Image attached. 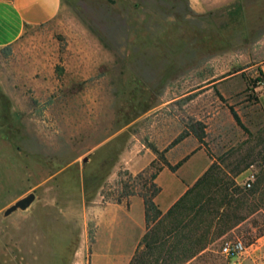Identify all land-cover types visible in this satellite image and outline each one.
Returning a JSON list of instances; mask_svg holds the SVG:
<instances>
[{"label":"rangeland","instance_id":"obj_1","mask_svg":"<svg viewBox=\"0 0 264 264\" xmlns=\"http://www.w3.org/2000/svg\"><path fill=\"white\" fill-rule=\"evenodd\" d=\"M263 63L264 0H62L55 20L0 48V237L13 263L130 264L141 210L117 199L146 191L147 152L158 167L201 151L215 169L206 189L228 185L225 212L247 219L193 264H264L262 203L236 201L264 166ZM31 193L27 211L4 215ZM237 240L247 252L229 262L222 245Z\"/></svg>","mask_w":264,"mask_h":264},{"label":"trees","instance_id":"obj_2","mask_svg":"<svg viewBox=\"0 0 264 264\" xmlns=\"http://www.w3.org/2000/svg\"><path fill=\"white\" fill-rule=\"evenodd\" d=\"M218 96L224 101V97L220 93ZM229 109L236 123L250 134L235 108L230 106ZM183 138L184 135H181L171 145H175ZM199 140L202 143L203 136H199ZM152 150L155 154L160 155L156 148H152ZM187 159L188 157L175 166L163 159L162 166L156 167V161H153L150 168L156 170L150 175L149 186L145 185L146 191L137 193L134 190H127L124 196L117 199V202L121 203L125 196L139 195L145 202L147 233L142 238L138 252L130 264H193L197 258L206 254L207 252L204 251L219 238L247 219V216L233 215L232 217L225 212V205L231 204L228 185L218 184L217 188L221 192V196L218 198L213 195L211 189H206V186L210 185V179L214 176V166H211L195 185L166 214H163L155 202V198L160 193L155 179L164 167H169L175 172ZM142 177L143 173L136 177L131 175L129 179L137 181L143 179ZM231 197L232 201L236 199ZM257 199H260L261 208L264 211V166L254 187L246 193H239L236 201L242 206L249 200ZM258 210L259 208L256 206L252 213ZM214 228L216 230L223 229L219 233L216 230L213 232Z\"/></svg>","mask_w":264,"mask_h":264},{"label":"crops","instance_id":"obj_3","mask_svg":"<svg viewBox=\"0 0 264 264\" xmlns=\"http://www.w3.org/2000/svg\"><path fill=\"white\" fill-rule=\"evenodd\" d=\"M61 6L62 0H0V48L14 46L20 43L25 36L34 29L51 23L59 15ZM261 71L264 74V63L261 66ZM257 105L261 108V111L264 114V93L259 95ZM178 136L179 134L177 137ZM188 139L192 140L193 136L190 135L185 140L181 141L179 145H186L189 141ZM146 154L150 157L149 161L137 171L146 168L155 160V157L149 155L148 152ZM186 157L189 158L177 171L173 172L169 167H164L155 179V183L160 188V193L155 198V202L163 214H166L186 194L190 189L189 185L192 184V182H195L193 181L195 180L194 178L202 176L209 169V162L203 160L201 151H193V155H188ZM197 160L202 162L200 172L194 175L191 179L180 178L181 172L190 163ZM178 163L169 160V164L172 166H175ZM166 175L172 177L170 179V184H167L164 180V176ZM134 205L135 208L137 207L141 210L140 233L135 242V252H137L142 238L147 233V223L145 202L143 198L135 195V198L131 201L128 213H130ZM121 213L122 212L120 211L119 215ZM119 215L117 214V216L109 218V221L113 222L117 220ZM262 247L263 245H259L253 251L258 252ZM8 252H10L9 249L5 246L0 237V264H14Z\"/></svg>","mask_w":264,"mask_h":264},{"label":"built area","instance_id":"obj_4","mask_svg":"<svg viewBox=\"0 0 264 264\" xmlns=\"http://www.w3.org/2000/svg\"><path fill=\"white\" fill-rule=\"evenodd\" d=\"M252 187V182L247 183V188ZM247 252V247L242 241H225L222 245L221 253L227 259L233 260Z\"/></svg>","mask_w":264,"mask_h":264},{"label":"water","instance_id":"obj_5","mask_svg":"<svg viewBox=\"0 0 264 264\" xmlns=\"http://www.w3.org/2000/svg\"><path fill=\"white\" fill-rule=\"evenodd\" d=\"M85 162H87V159H85ZM36 200V194L31 193L27 197H24L20 200H18L15 204L10 206L4 213L6 217L12 215L13 213L21 210V211H27L35 202Z\"/></svg>","mask_w":264,"mask_h":264}]
</instances>
